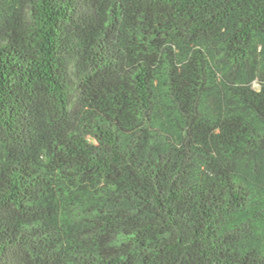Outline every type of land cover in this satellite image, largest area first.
Returning a JSON list of instances; mask_svg holds the SVG:
<instances>
[{
  "label": "trees",
  "instance_id": "obj_1",
  "mask_svg": "<svg viewBox=\"0 0 264 264\" xmlns=\"http://www.w3.org/2000/svg\"><path fill=\"white\" fill-rule=\"evenodd\" d=\"M0 264H264V0H0Z\"/></svg>",
  "mask_w": 264,
  "mask_h": 264
},
{
  "label": "rangeland",
  "instance_id": "obj_2",
  "mask_svg": "<svg viewBox=\"0 0 264 264\" xmlns=\"http://www.w3.org/2000/svg\"><path fill=\"white\" fill-rule=\"evenodd\" d=\"M255 87H258V84L257 83H255Z\"/></svg>",
  "mask_w": 264,
  "mask_h": 264
}]
</instances>
